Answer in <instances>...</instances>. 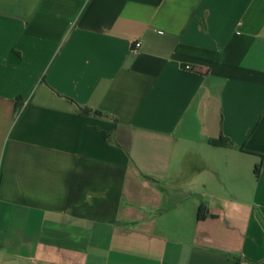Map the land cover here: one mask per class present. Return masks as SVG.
I'll list each match as a JSON object with an SVG mask.
<instances>
[{
  "label": "crops",
  "instance_id": "0c3cea01",
  "mask_svg": "<svg viewBox=\"0 0 264 264\" xmlns=\"http://www.w3.org/2000/svg\"><path fill=\"white\" fill-rule=\"evenodd\" d=\"M0 264H264V0H0Z\"/></svg>",
  "mask_w": 264,
  "mask_h": 264
},
{
  "label": "trees",
  "instance_id": "16d2710c",
  "mask_svg": "<svg viewBox=\"0 0 264 264\" xmlns=\"http://www.w3.org/2000/svg\"><path fill=\"white\" fill-rule=\"evenodd\" d=\"M80 111H81L82 113H89V112H91L89 109H86V108L81 109ZM96 113H97V112H96ZM224 143H225V141H223V140H221V139L216 140V141H213V144H216V145H222V144H224ZM258 171H259V166H258V164H257V165H255V167H254V173H255V174H258ZM203 216H204V213L202 212V209L199 208L198 213H197V217H198V218H201V217H203Z\"/></svg>",
  "mask_w": 264,
  "mask_h": 264
},
{
  "label": "built area",
  "instance_id": "2783aa9c",
  "mask_svg": "<svg viewBox=\"0 0 264 264\" xmlns=\"http://www.w3.org/2000/svg\"><path fill=\"white\" fill-rule=\"evenodd\" d=\"M139 46H140V42L137 41L136 43H134V47H135V48H137V47H139ZM185 67H186V68H189L190 66H189V65H186Z\"/></svg>",
  "mask_w": 264,
  "mask_h": 264
}]
</instances>
